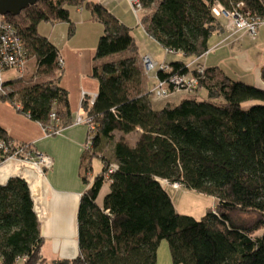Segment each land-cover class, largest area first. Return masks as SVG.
<instances>
[{"label":"trees","instance_id":"obj_1","mask_svg":"<svg viewBox=\"0 0 264 264\" xmlns=\"http://www.w3.org/2000/svg\"><path fill=\"white\" fill-rule=\"evenodd\" d=\"M138 1L147 33L166 51L187 57L202 58L221 31L217 4L231 13L241 3L244 14L264 18V0ZM71 6L90 9L104 26L92 74L99 93L83 100L97 136L81 165L87 188L78 210L79 254L53 261L43 256L46 239L28 182L11 177L0 183V264H158L164 241L173 264H264L263 89L219 68L198 75L173 62L157 76L196 75L199 87L181 103L156 109L143 61L122 56L135 47L125 23L96 0H39L21 13L3 14L21 39L27 64L35 60L37 66L26 81L25 72L6 68L11 92L0 100L48 130L73 125L60 49L39 31L46 22H69L74 31ZM11 71L17 78L8 81ZM204 88L206 98L197 94ZM0 139L14 141L1 125ZM14 143L7 152L0 148V164L19 147L37 153ZM96 158L102 170L93 178ZM160 180L215 197V208L198 220L179 213ZM108 183L111 191L100 206Z\"/></svg>","mask_w":264,"mask_h":264},{"label":"crops","instance_id":"obj_2","mask_svg":"<svg viewBox=\"0 0 264 264\" xmlns=\"http://www.w3.org/2000/svg\"><path fill=\"white\" fill-rule=\"evenodd\" d=\"M101 2L109 12L113 13L122 23H125L134 38V49L126 51L122 56H137L143 61L147 55L151 56L157 64H167L166 56L156 55L154 49L157 46H150L145 43L156 42L145 30L142 17H136V22L129 20L128 8L121 10L122 2L129 0H96ZM129 7V6H128ZM71 22L74 25V31H70L71 25L68 22H57L55 24L46 22L45 25H39V31L44 37H48L51 42L60 49V58L63 59L64 74L61 78L62 87L70 94V103L72 113L78 114L83 111V100L88 97L92 99L99 93V83L93 78V65L98 43H89L95 37L97 29L90 24H100L86 7H70ZM89 14V15H88ZM221 31L215 33L209 40V49L202 58L187 57L184 53L168 52L166 54H175V61L184 62L190 69L199 68H219L223 74H226L234 81H241L264 90V81L262 79V69L264 68V25L260 26L256 37L245 31H239L230 27L231 19L225 15L220 16ZM89 25V26H88ZM103 25V24H102ZM142 27L147 33L144 42L149 49L142 48L140 29ZM89 27V33H79L82 28ZM95 33H92V29ZM135 28L136 31L134 30ZM104 32V26L102 36ZM137 34H136V33ZM101 36V38H102ZM81 38L80 44L74 39ZM100 38V39H101ZM157 45V44H156ZM32 61V60H30ZM29 61V62H30ZM35 68L32 72L26 73V80H29L35 74ZM168 65V64H167ZM16 74V75H15ZM17 72H8L7 80H15ZM147 75L151 92L156 84V76ZM13 75L15 77H9ZM18 85V84H16ZM193 93L173 92L169 98L178 96L182 100L184 97L193 95ZM86 94V96H84ZM201 97H207V90L201 89L197 93ZM154 96V95H153ZM183 97V98H182ZM168 98V97H167ZM163 98V99H167ZM153 99V97H152ZM160 99V100H163ZM159 99L154 98V107ZM181 100V102H182ZM180 102V103H181ZM179 104V101H171L168 104ZM166 104V105H168ZM166 105L162 106L165 107ZM160 107V108H162ZM0 125L7 129L16 143L32 145L37 153H43L53 159V166L46 171L44 179L38 184L35 199V211L40 218L42 226V236L45 237L43 256L50 261L56 259H74L79 254L78 245V210L81 197L86 192L87 185L82 180V162L84 144L87 140L88 128L85 125H72L62 129L59 134L48 135L46 128L40 123L33 122L29 117L20 114L13 105L0 100ZM22 166L17 161H7L0 164V183H6L11 177L21 176ZM29 171V169H28ZM99 173V172H98ZM167 189L165 185H162ZM184 188V187H182ZM109 183L102 188L98 196L100 206L104 204V198L110 193ZM164 244V243H163ZM51 245V246H50ZM45 247L47 248V254ZM159 254V251H158ZM160 260V254L159 258ZM160 261H158L159 264Z\"/></svg>","mask_w":264,"mask_h":264},{"label":"built area","instance_id":"obj_3","mask_svg":"<svg viewBox=\"0 0 264 264\" xmlns=\"http://www.w3.org/2000/svg\"><path fill=\"white\" fill-rule=\"evenodd\" d=\"M131 5L135 7V11L139 13L140 3L138 0H130ZM238 8L234 9V12H227L225 7L217 4L214 12L217 16H223L231 19L230 27L239 31H247L252 36L256 37L259 27L264 25V18H254L249 14H244L241 9L244 7L243 4L239 3ZM63 63V59H62ZM27 60L25 59V50L23 49L21 39L18 37L17 32L14 27L6 20V17L1 13L0 14V98L7 95L10 92L9 87L5 83V69L18 68L22 72H25V66ZM143 64L145 66L146 74L158 69V72L170 71V65L165 63L157 64L153 58L149 55L143 59ZM205 68L198 69V75H203ZM199 79L196 75H175L170 76L166 79H161L156 76V84L154 85L153 95L156 99L167 98L173 92H184V93H193L199 87ZM96 98V97H95ZM93 98V101L94 99ZM53 120L57 118V114L53 111L51 113ZM85 124L88 128L87 131V140L84 144V149L86 152L92 150L93 141L96 135L95 125L91 123V120L83 112H80L75 115L73 119V125H83ZM62 130V129H61ZM61 130L53 131L51 128L48 130L46 128V133L48 135L59 134ZM15 145L14 141L5 142L0 139V148L8 151L7 149ZM21 154L24 155V158H20ZM7 161H17L20 162L21 176L28 182L33 199L36 198L37 187L41 176H43L47 170L51 169L54 162L49 156L43 153H26L24 149L18 148L14 155L10 156ZM111 172L116 169L114 165L111 166ZM29 169V171H28ZM167 182V181H166ZM168 183V182H167ZM173 187L180 188L181 186L178 183L172 185ZM35 202V199H34Z\"/></svg>","mask_w":264,"mask_h":264},{"label":"rangeland","instance_id":"obj_4","mask_svg":"<svg viewBox=\"0 0 264 264\" xmlns=\"http://www.w3.org/2000/svg\"><path fill=\"white\" fill-rule=\"evenodd\" d=\"M71 7H73V6H71ZM73 8H75V7H73ZM127 8L130 11V13H128L129 20L137 23L136 17H140V16L142 17V14H140V12L138 14V12L135 11V7L131 5L130 0H129L128 5H127V2L123 1L120 9L123 11V10H126ZM43 25H45V23H43ZM90 25H97V26H91V27H94L97 29V33H96L95 37L91 40H88V42L89 43H91V42L92 43H94V42L98 43V41L100 40V38L102 36L101 34L103 31V25L102 24H90ZM87 28H89V27L82 28L79 33L82 34L83 32H86L85 30ZM137 28H141L139 30L141 33V37L138 36V34L136 33ZM137 28L134 29L136 31L135 33L137 34V37L141 38V40H142V43H141L142 45H139V47H138L139 50L142 48L149 49V46L151 48V45L157 46L154 49L156 55L160 54L161 56L162 55L166 56V59H167L166 63L168 65L170 62L175 61V59H176L175 54H173V53L166 54L165 49L159 43H152V42H147V41L145 42V40L147 38V33L144 32L142 27L137 26ZM91 29H92V33H95V29H93V28H91ZM89 30L90 29H88L86 34L90 32ZM74 40L76 41L74 43H78V44L82 43L81 38H76ZM144 42L147 43L149 46H147V45L145 46ZM35 65H36L35 60H32L27 64L26 69H25L24 78H26V73L28 71L32 72L33 68H35ZM157 71H158V69L153 71L151 75L154 76V74H156ZM6 77H7V75H6ZM9 77H15V76L8 75V78ZM13 90L14 89L12 88V91ZM10 92H11V90H10ZM84 96H86V94ZM152 97H153V99L155 98L154 96H152ZM173 100L179 101V103H180L182 99L178 96H173L171 98L168 97L167 99H163V100H160L159 102H157V104H159L160 102L161 103L159 105H155V108L160 109V107L170 103ZM82 112L84 113V110ZM84 114L87 116L86 113H84ZM83 125H85V124H83ZM132 140H134V136H132ZM85 153H86V151L84 149L83 155ZM92 168H94L93 174H92V176L94 178L95 176H97L98 172H100L102 170V163H101V160L99 158L94 159ZM45 175H46V173L43 176H41V179H44ZM160 183L167 187L168 193L173 200L175 209H177L178 212L183 214V215H189V216L198 220V219H201L210 209L215 208L214 206L216 204V199L213 196L205 195V194H202L199 192H195V191H192V190L187 189V188L186 189L182 188V187L176 188V187H173L172 185H169L164 180L163 181L160 180ZM163 243L164 244H162V246L159 249V254H160V260H158V261H160L159 264H173L172 263V256H171L170 249H169V244H168V242H165V241ZM45 250H46L45 252L47 254V248L46 247H45Z\"/></svg>","mask_w":264,"mask_h":264},{"label":"water","instance_id":"obj_5","mask_svg":"<svg viewBox=\"0 0 264 264\" xmlns=\"http://www.w3.org/2000/svg\"><path fill=\"white\" fill-rule=\"evenodd\" d=\"M39 0H0V14H18ZM20 177V176H19Z\"/></svg>","mask_w":264,"mask_h":264},{"label":"bare ground","instance_id":"obj_6","mask_svg":"<svg viewBox=\"0 0 264 264\" xmlns=\"http://www.w3.org/2000/svg\"><path fill=\"white\" fill-rule=\"evenodd\" d=\"M39 181H41V180H39Z\"/></svg>","mask_w":264,"mask_h":264}]
</instances>
